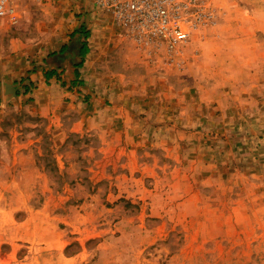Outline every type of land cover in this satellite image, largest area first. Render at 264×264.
Here are the masks:
<instances>
[{
	"label": "rangeland",
	"instance_id": "obj_1",
	"mask_svg": "<svg viewBox=\"0 0 264 264\" xmlns=\"http://www.w3.org/2000/svg\"><path fill=\"white\" fill-rule=\"evenodd\" d=\"M184 3L188 39L146 47L96 0L0 17L10 69L81 15L106 48L93 80L0 101V264H264V0Z\"/></svg>",
	"mask_w": 264,
	"mask_h": 264
},
{
	"label": "crops",
	"instance_id": "obj_2",
	"mask_svg": "<svg viewBox=\"0 0 264 264\" xmlns=\"http://www.w3.org/2000/svg\"><path fill=\"white\" fill-rule=\"evenodd\" d=\"M88 18V15L78 16L74 19L73 23H66L60 27L57 26L55 29L47 33H50L49 38L44 41L43 45H40L43 46V49L40 50V52L43 53L42 59L47 55H50V57L44 62L43 66H41L43 63L41 61L42 59H40L39 62L34 63V66H38L36 73L29 74L31 68L24 58L23 60H16V67L11 69L8 63L0 62V81L2 82L0 83L1 106H3L4 103H8L10 100H14V98H26V96H21V94L9 92L10 86H12L13 89H17L18 81L26 75L30 76V79L33 80L35 85H39L35 89V93L32 94L33 96H37V101H39V103L42 99L47 100L44 85H47V81L54 82L57 76H61L64 80L69 82L73 80L75 76L76 78L89 81L93 80L94 77L99 76V74L96 73V68L104 63L102 62L103 52L101 49L104 51L106 48L101 36L103 34H101L99 30L94 29L95 24L93 21L92 24H89L90 19ZM88 31L90 33L89 36L91 35V37L86 39V33ZM12 46L13 50L16 51L18 48L16 43H13ZM27 46L28 50H30L31 45L28 44ZM97 50L99 51L96 52ZM83 51L85 52L83 53ZM40 66L42 68H40ZM6 68L10 70L6 71ZM48 72L53 73L50 78L47 76ZM8 77L10 78L6 79ZM9 97H12L13 99ZM241 104L243 105V103ZM42 105H44V103H42ZM202 108H206V105Z\"/></svg>",
	"mask_w": 264,
	"mask_h": 264
},
{
	"label": "built area",
	"instance_id": "obj_3",
	"mask_svg": "<svg viewBox=\"0 0 264 264\" xmlns=\"http://www.w3.org/2000/svg\"><path fill=\"white\" fill-rule=\"evenodd\" d=\"M185 0H96L111 14V26L126 31L146 47V42L161 37H173L182 42L188 39L190 30L172 4L185 6ZM192 1V0H191ZM15 0H0V17L14 12ZM194 30V29H193ZM156 37V38H155Z\"/></svg>",
	"mask_w": 264,
	"mask_h": 264
},
{
	"label": "trees",
	"instance_id": "obj_4",
	"mask_svg": "<svg viewBox=\"0 0 264 264\" xmlns=\"http://www.w3.org/2000/svg\"><path fill=\"white\" fill-rule=\"evenodd\" d=\"M84 33V32H83ZM86 51V50H85ZM85 51H83V53L85 52ZM53 75V73L52 72H48L47 73V76L50 78L51 76Z\"/></svg>",
	"mask_w": 264,
	"mask_h": 264
}]
</instances>
